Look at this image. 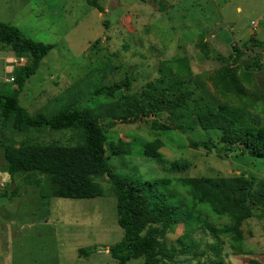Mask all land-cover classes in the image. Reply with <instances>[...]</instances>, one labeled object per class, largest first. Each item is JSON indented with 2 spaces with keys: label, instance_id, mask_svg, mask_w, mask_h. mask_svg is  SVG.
Wrapping results in <instances>:
<instances>
[{
  "label": "rangeland",
  "instance_id": "374dc122",
  "mask_svg": "<svg viewBox=\"0 0 264 264\" xmlns=\"http://www.w3.org/2000/svg\"><path fill=\"white\" fill-rule=\"evenodd\" d=\"M98 2L103 12L87 0H0V21L53 45L26 80L19 104L30 114L55 113L66 106L92 110L103 127L107 160L115 172L146 181L169 179L171 185L162 190L177 191L184 199L187 195L176 183L183 177L245 172L264 180V158L249 157L239 146L228 147L216 131L154 129L153 119L168 122L165 112L135 122L111 120L119 97L179 79L171 61L186 57L191 74L182 80L192 98L213 106L225 103L209 77L219 68H230L235 75L230 77V103L247 104V116L263 124L264 47L251 39L264 43V0ZM235 48L242 53L232 63ZM25 60L9 47L0 49L2 91L16 87L13 73ZM125 77L131 78L128 91L119 90L113 98L93 94L95 87ZM82 139L79 129H17L13 114L0 123V186L7 191L17 188L13 197L0 190V264H116L108 249L123 232L117 224L113 186L105 176L96 178L102 196L43 198L40 192L48 188L46 176L22 173L12 182L6 171L4 145L72 146ZM155 140L160 143L158 156L149 157L144 146ZM215 220L202 211L175 222L144 223L139 236L140 240L155 236L160 264H264V216L241 223V247L229 244ZM188 235L191 244L185 251L179 241H187ZM79 248L89 254L79 255ZM127 264L144 263L139 258Z\"/></svg>",
  "mask_w": 264,
  "mask_h": 264
},
{
  "label": "trees",
  "instance_id": "16d2710c",
  "mask_svg": "<svg viewBox=\"0 0 264 264\" xmlns=\"http://www.w3.org/2000/svg\"><path fill=\"white\" fill-rule=\"evenodd\" d=\"M87 1L99 12L104 11L98 0ZM251 42L264 47V43L255 39H251ZM3 47H9L17 57L26 60L13 73L16 87L4 92L0 86L1 125L13 114L17 129L47 126L54 131L79 129L83 135L82 143L72 146L4 145L6 171L12 182L22 173L29 176L42 174L47 178L48 188L41 190V197L82 199L102 196L103 190L96 178L105 176L113 186L117 224L123 232L121 239L108 249L116 264H127L131 259L139 258L143 259L144 264H160L155 251L156 238L145 236L140 240L141 225L175 222L192 218L202 211L216 219L219 232L230 245H243L241 223L258 214L264 216V180L257 181L245 172L229 177H183L177 179L176 183L186 193L187 198L184 199L177 191L162 190L171 185L169 179L146 181L132 174L121 175L115 172L107 160L103 127L92 110L66 106L55 113L30 114L19 104V95L26 80L36 72L40 61L53 45L33 40L25 36L17 26L0 21V49ZM234 51L232 63H236L242 53L237 48ZM171 63H175L174 72L180 75L179 79L168 84L159 82L160 86L144 90L141 94L127 93L119 97L117 111L111 114V120L135 122L165 112L168 122L153 119L151 124L154 129L194 131L200 128L216 131L221 142L228 147L239 146L249 157L264 158V123L256 124L252 117L247 116V104L239 107L229 101V89L232 86L230 77H235L232 69L219 68L209 77L216 92L226 100L223 104L213 106L200 104L184 85L182 78L191 74L188 59L180 57ZM130 87L131 78L125 77L121 82L95 87L93 94L113 98L115 92L128 91ZM195 145L191 143V147ZM204 145L208 147L206 143ZM159 146L158 140L146 143L145 155L158 156ZM30 183L37 182L30 180ZM0 190H6L8 196L13 197L17 188L7 191L0 186ZM179 244L185 251L188 250L190 236H187L185 242L179 241ZM81 254L87 256L89 250L79 248Z\"/></svg>",
  "mask_w": 264,
  "mask_h": 264
},
{
  "label": "water",
  "instance_id": "95a60500",
  "mask_svg": "<svg viewBox=\"0 0 264 264\" xmlns=\"http://www.w3.org/2000/svg\"><path fill=\"white\" fill-rule=\"evenodd\" d=\"M228 168H232L231 165L229 164V162L227 160H223L222 161Z\"/></svg>",
  "mask_w": 264,
  "mask_h": 264
}]
</instances>
